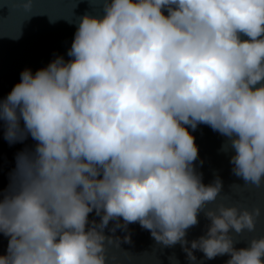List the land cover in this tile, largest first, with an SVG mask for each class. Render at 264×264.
<instances>
[{
	"label": "clouds",
	"instance_id": "1",
	"mask_svg": "<svg viewBox=\"0 0 264 264\" xmlns=\"http://www.w3.org/2000/svg\"><path fill=\"white\" fill-rule=\"evenodd\" d=\"M92 2L103 15L80 18L71 59L24 69L0 99L3 138L36 142L16 154L0 193L10 237L0 264H108L119 240L105 229L120 219L165 247L180 243L193 262L198 249L264 264V236L236 248L232 235L255 231L261 207L229 203L219 177L203 182L189 131L205 124L225 137L244 181L233 192L264 189V0ZM34 3L0 8L31 14ZM93 211L100 221L87 227ZM201 211L211 223L189 246Z\"/></svg>",
	"mask_w": 264,
	"mask_h": 264
},
{
	"label": "water",
	"instance_id": "2",
	"mask_svg": "<svg viewBox=\"0 0 264 264\" xmlns=\"http://www.w3.org/2000/svg\"><path fill=\"white\" fill-rule=\"evenodd\" d=\"M3 2L4 0H0V3ZM85 13L102 16L103 9L92 0H35L31 14L22 9L13 11L7 5L0 8V99L6 98L20 81L24 69L30 68L35 73L57 56H63L65 60L71 59L67 53L79 20ZM241 39L246 40L248 37L241 34ZM3 131V127H0V193L8 190L9 174L15 168L16 154L26 149L34 150L36 145L30 136L22 143L10 145L3 138ZM189 131L199 148L195 168L197 173L202 174L203 182L209 184L219 177L223 181V193L232 196L229 203L248 208L261 207L262 214L255 231L232 233L237 241L236 248L248 247L253 238L264 236V189L247 190L242 195L233 192L232 185H243L244 181L232 172L230 159L233 153L221 150L225 137L205 124L198 125L195 130L189 128ZM198 220V224L187 231L189 246L192 240L207 233L211 223L204 211L198 214ZM99 221L100 216L93 211L89 214L87 227H91L93 222L98 224ZM113 228L115 232L112 231ZM105 233L119 240V247L110 245L108 248V264H227L230 259L225 254L209 260L197 249L194 251L196 260L190 261L180 243L165 247L157 243L151 233L138 222L125 226L122 219L113 220L109 222ZM125 237L130 240L126 242ZM9 240V236L0 232V255L7 254Z\"/></svg>",
	"mask_w": 264,
	"mask_h": 264
}]
</instances>
